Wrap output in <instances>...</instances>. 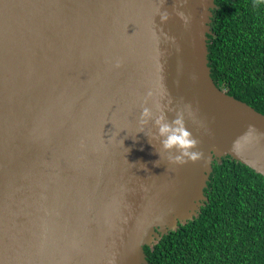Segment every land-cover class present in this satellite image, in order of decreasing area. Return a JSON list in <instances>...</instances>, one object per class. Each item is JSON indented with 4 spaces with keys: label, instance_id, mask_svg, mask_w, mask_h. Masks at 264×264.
<instances>
[{
    "label": "water",
    "instance_id": "1",
    "mask_svg": "<svg viewBox=\"0 0 264 264\" xmlns=\"http://www.w3.org/2000/svg\"><path fill=\"white\" fill-rule=\"evenodd\" d=\"M213 9L0 0V264H147L145 246L198 216L214 162L264 177V115L211 78ZM164 93L168 108L191 103L186 127L207 164L170 163L154 118L140 132Z\"/></svg>",
    "mask_w": 264,
    "mask_h": 264
},
{
    "label": "trees",
    "instance_id": "2",
    "mask_svg": "<svg viewBox=\"0 0 264 264\" xmlns=\"http://www.w3.org/2000/svg\"><path fill=\"white\" fill-rule=\"evenodd\" d=\"M208 66L217 88L264 115V3L214 0ZM196 218L164 235L147 264H264V177L230 159L212 165Z\"/></svg>",
    "mask_w": 264,
    "mask_h": 264
},
{
    "label": "clouds",
    "instance_id": "3",
    "mask_svg": "<svg viewBox=\"0 0 264 264\" xmlns=\"http://www.w3.org/2000/svg\"><path fill=\"white\" fill-rule=\"evenodd\" d=\"M163 2V0H161ZM188 0H178V6L183 7L187 4ZM256 2L264 3V0H256ZM176 16H178L184 23V26L187 28L190 26L192 17L190 14H185V12L178 10V7L174 6ZM156 12L160 15L162 22H167L170 18V14L167 11L160 12V9L157 8ZM173 42L175 41L174 37H169ZM115 67H120V62L117 61ZM167 93L161 94L160 99H153V104L156 111L160 112V115L154 117L153 111L149 107H143L139 125L140 132L144 131V126H146L150 120L154 118V126L157 128L158 133L154 138L160 139L162 148L164 151L168 152L167 157L168 161L175 165H186L188 163H198L203 161L205 164L208 163V158L205 156L202 150L198 149L200 140L193 137L192 132H190L185 123V114L189 117L193 115L191 103L184 104V106L178 109L168 108V105L172 104V98L168 96L167 104H163L164 96ZM154 93L149 91L145 97L144 103L147 104L149 98H153ZM168 108L169 111H175V118L171 121L167 118L165 114V109ZM173 150L175 153L173 154ZM160 155V154H159Z\"/></svg>",
    "mask_w": 264,
    "mask_h": 264
},
{
    "label": "flooded vegetation",
    "instance_id": "4",
    "mask_svg": "<svg viewBox=\"0 0 264 264\" xmlns=\"http://www.w3.org/2000/svg\"><path fill=\"white\" fill-rule=\"evenodd\" d=\"M211 30V29H210Z\"/></svg>",
    "mask_w": 264,
    "mask_h": 264
}]
</instances>
